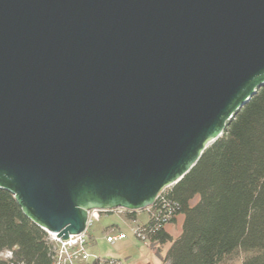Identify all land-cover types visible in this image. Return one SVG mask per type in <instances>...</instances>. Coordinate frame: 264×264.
Listing matches in <instances>:
<instances>
[{
	"label": "water",
	"instance_id": "95a60500",
	"mask_svg": "<svg viewBox=\"0 0 264 264\" xmlns=\"http://www.w3.org/2000/svg\"><path fill=\"white\" fill-rule=\"evenodd\" d=\"M264 86V0H0V188L63 240L150 206Z\"/></svg>",
	"mask_w": 264,
	"mask_h": 264
},
{
	"label": "trees",
	"instance_id": "16d2710c",
	"mask_svg": "<svg viewBox=\"0 0 264 264\" xmlns=\"http://www.w3.org/2000/svg\"><path fill=\"white\" fill-rule=\"evenodd\" d=\"M166 197L178 205L167 225L182 221L177 236L167 225L149 236L159 254L168 246L161 264H229L235 255L241 264H264V86ZM46 238L0 188V253L12 250L14 263L52 264Z\"/></svg>",
	"mask_w": 264,
	"mask_h": 264
},
{
	"label": "built area",
	"instance_id": "2783aa9c",
	"mask_svg": "<svg viewBox=\"0 0 264 264\" xmlns=\"http://www.w3.org/2000/svg\"><path fill=\"white\" fill-rule=\"evenodd\" d=\"M171 186L163 188L157 194L154 202L145 209H142L148 213L146 222L130 226L134 236L144 245H148L149 236L167 225L178 211L177 203L171 202L166 197V190ZM133 211L124 208L88 210L85 230L78 234H70L69 238L64 240L58 237L56 233L46 231L52 264H123L119 259L101 258L92 254L90 251L92 242L89 230L103 214H122L126 220L132 223L136 222L137 219L132 220L127 218V213ZM136 212L138 213L139 210ZM126 238L127 234L125 232L111 229L106 234L105 240L108 244L114 245ZM0 259L10 261V264H24L22 262H13L14 253L12 250L2 251Z\"/></svg>",
	"mask_w": 264,
	"mask_h": 264
},
{
	"label": "rangeland",
	"instance_id": "374dc122",
	"mask_svg": "<svg viewBox=\"0 0 264 264\" xmlns=\"http://www.w3.org/2000/svg\"><path fill=\"white\" fill-rule=\"evenodd\" d=\"M147 219L148 213L144 210H139L137 221L133 223L129 220H126L125 216L122 214H103L89 230L90 235L92 236V245L90 247L91 253L100 257L119 259L124 264H160V261L155 256L154 252H152V250L149 248H143L144 245L140 246L143 243L134 236L131 230V227L136 223H144L147 221ZM181 221V218H179L175 224V230L173 231L174 235L178 234L180 231ZM111 222H116L119 224L121 231L127 234V238L125 240L118 241L114 245L108 244L106 242V233H103L104 227ZM139 253L141 256L138 255ZM228 263L241 264L240 256H233L228 261Z\"/></svg>",
	"mask_w": 264,
	"mask_h": 264
},
{
	"label": "crops",
	"instance_id": "0c3cea01",
	"mask_svg": "<svg viewBox=\"0 0 264 264\" xmlns=\"http://www.w3.org/2000/svg\"><path fill=\"white\" fill-rule=\"evenodd\" d=\"M138 216V213H137V215H136V217ZM179 218H181V220H182V216H179L178 217V219ZM178 219H177V221H178ZM177 223V222H176ZM174 226H176L175 224H169V225H167L166 226V228H165V230L168 232V233H170L171 235H173V236H177L179 233H180V231L178 232V234H176V235H174V233H173V231L175 230L174 229ZM180 226H181V224H180ZM111 229H114V230H116V231H121V227H120V225L119 224H117L116 222H111L110 224H108V225H106L105 227H104V229H103V233H108ZM92 237V236H91ZM123 240H125V239H123ZM122 241V240H121ZM144 244H142V245H140V246H143ZM143 248H149L150 250H152V252H154V254H155V256L158 258V260L160 261V264H161V255H163L164 253H165V251L167 250V248H168V246H165L164 248H163V250L161 251V254H159V251H157L156 249H155V247H154V245L152 244L151 246H149V245H144L143 246ZM140 252L142 253V251L140 250ZM138 255H140L141 256V254L139 253ZM129 256H131V255H129ZM128 256V257H129ZM135 257H136V255H135ZM132 259V258H131ZM132 261V260H131ZM124 264V263H123Z\"/></svg>",
	"mask_w": 264,
	"mask_h": 264
}]
</instances>
